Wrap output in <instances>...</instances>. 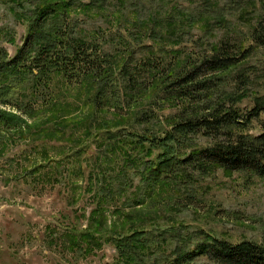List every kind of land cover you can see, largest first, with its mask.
I'll use <instances>...</instances> for the list:
<instances>
[{
	"label": "rangeland",
	"instance_id": "obj_1",
	"mask_svg": "<svg viewBox=\"0 0 264 264\" xmlns=\"http://www.w3.org/2000/svg\"><path fill=\"white\" fill-rule=\"evenodd\" d=\"M24 11L0 0V47L8 56L27 42L30 22ZM61 16H50L48 29ZM169 17L178 29L165 32ZM66 18L75 34L97 41L110 54V77L76 84L55 73L48 91L36 93L30 83L14 88L18 99H10L18 110L0 104L25 120L11 130L0 125V264H123L127 260L103 237L98 246L83 242L80 250L67 244L64 235L70 230L101 223L108 237L144 228L152 232L145 249L148 264H169L207 235L233 244L264 243L263 178L222 168L189 169L181 181L152 185L144 179L148 170L129 169L133 163L122 168L128 155L120 147L108 148L112 140L105 142L112 129L129 147L130 133L157 136L173 121L201 113L180 97H170L175 95L165 89L164 76L190 69L221 42L232 45L231 55L241 62L216 95L223 102L235 95L237 107L250 108L264 93V0H109L100 9L80 5ZM247 48L248 54L242 53ZM128 75L134 78L133 89ZM99 91L110 92L105 103L96 97ZM246 132L261 133V122ZM190 140L200 146L212 143L202 135ZM143 158L149 156L140 154V168ZM113 172L121 192L108 195L100 179ZM191 264L211 262L196 258Z\"/></svg>",
	"mask_w": 264,
	"mask_h": 264
},
{
	"label": "trees",
	"instance_id": "obj_2",
	"mask_svg": "<svg viewBox=\"0 0 264 264\" xmlns=\"http://www.w3.org/2000/svg\"><path fill=\"white\" fill-rule=\"evenodd\" d=\"M107 1L109 0H52V3L47 5L39 4L38 0H7L8 3L25 10L23 17L27 15L30 28L27 42L17 49L14 56H8V52L0 47V104L18 110L19 105L10 99L11 96L18 99L13 94L14 88L18 89L21 85L30 83L36 93L40 89L48 91L49 79L55 73L61 74L68 83L79 84L87 79L108 81L111 73L110 54L103 50L97 41L75 34L74 28L68 27L66 18L69 10L80 5L86 9L92 6L100 9L104 8ZM61 14L57 25L48 29V18ZM173 14L169 15L174 17ZM165 24L169 28V30L165 29V32L178 29L177 22L173 18L169 17ZM254 29L256 30L253 32V37L260 43V37L256 36L258 29ZM262 42L264 39L261 40ZM259 43L256 44L261 47L263 43ZM213 50L211 55L203 57L201 62L192 65L190 69H183L175 76H164L165 89H170L175 95L174 97L167 91L169 96L180 97L186 101V106H191L190 108L199 107L201 113L195 110L196 114L173 121L171 129L157 136L130 133L131 137L126 139L129 147L125 146L124 137H117L118 132L111 129L106 133L105 142L112 140L108 148L120 147L123 155L129 157L128 161L121 164L123 166L120 165L122 168H125L126 163H133L134 168L129 167V169H135L140 174L148 170V174L143 178L145 180L147 178L146 181L152 185L158 182L166 183L165 181L170 183L181 181L187 177L189 169L204 173L222 168L231 173L251 172L264 179V121L262 120L264 93L254 98L253 104L248 109H241L235 105V95L228 102L221 101L216 95L219 89L217 87L225 77L232 75L234 72L232 68L241 61L231 55L232 45L230 46L228 42L217 44ZM247 52H249L248 48L242 53ZM149 68L161 69L160 66L153 64L149 65ZM128 81L129 88L133 89L135 84L132 75H128ZM108 93L110 92L99 91L96 97L105 103ZM102 103H98V107H102L100 105ZM21 111L26 112V110ZM24 121L20 114L0 109V125L4 126L5 130L18 128ZM255 121L261 122L262 132L257 135L247 133L246 131ZM198 135L211 138L212 143L200 146L197 141L189 142V137ZM129 149L132 150L127 153ZM142 153L149 158L142 159L140 163L143 166L140 168L137 162L140 161L139 157ZM100 181L102 184L99 187H102V191L107 192L106 194L121 192L118 175L114 172L111 176L105 174ZM97 212L99 219L102 211ZM150 234L152 232L144 228L127 235L119 233L108 237L101 223L94 228L88 225L83 231L70 230L64 237L68 240L70 249L78 250L83 242L98 246L101 240L109 241L115 244L120 255L127 260L123 264H148L144 262V258L146 245L152 238ZM196 258H207L211 264H264V243L242 240L233 244L228 240L207 235L204 242L185 249L168 262L191 264Z\"/></svg>",
	"mask_w": 264,
	"mask_h": 264
}]
</instances>
